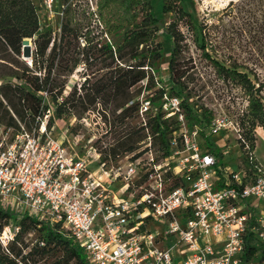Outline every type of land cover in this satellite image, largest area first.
Instances as JSON below:
<instances>
[{"label": "built area", "instance_id": "built-area-1", "mask_svg": "<svg viewBox=\"0 0 264 264\" xmlns=\"http://www.w3.org/2000/svg\"><path fill=\"white\" fill-rule=\"evenodd\" d=\"M56 2L42 0V6L52 14ZM59 32L60 22L52 31L53 40ZM161 100L164 118L179 123L166 157L152 145L147 131L135 151L115 159L107 155L102 160L96 150L94 162L78 156L47 131L49 110L31 132L22 126L4 128L0 209L17 219L26 215L58 225L83 250L88 264H244L249 222L254 221L264 243V212L254 204L264 202V166L255 150L249 151L239 123L223 112L215 110L204 127H190L179 99L163 95ZM135 102V120L145 127L150 97L142 93ZM246 107L245 100L241 116ZM79 122L86 124L85 118ZM228 128L235 132L245 166L238 172L220 165L202 146L201 132L205 138L214 137ZM115 184L120 185L116 190ZM14 204L16 210L11 211ZM18 231L10 220L0 232L5 254Z\"/></svg>", "mask_w": 264, "mask_h": 264}, {"label": "trees", "instance_id": "trees-1", "mask_svg": "<svg viewBox=\"0 0 264 264\" xmlns=\"http://www.w3.org/2000/svg\"><path fill=\"white\" fill-rule=\"evenodd\" d=\"M62 2L60 32L58 39L53 40L52 30L43 29L33 1L0 0V76L14 80V84H0V125L19 130L21 124L25 130H30L32 125L38 127L37 120L49 110L46 124L49 129L55 119L74 116L80 120L84 113L93 111L95 105L100 104L108 132L115 129L113 145L101 153L102 160L107 155L115 159L135 151L146 138V131L161 156L166 157L169 139L178 131L179 123L164 118L160 104L163 95L180 100L190 127L197 124L204 127L212 118L210 110L194 108L192 104L195 94L187 85L192 80L185 75L181 64L189 49L188 42H191L210 63L218 78L243 91L247 107L239 126L249 151L255 150V127L260 126L264 132V85L255 76L251 79L247 73L241 72L243 67L235 61L226 65L210 53L217 54L216 49H232L235 36H229L226 31L224 14L242 20L241 31L245 36L239 39L247 47L264 49V0H243L238 5L229 3L225 12L212 11L207 15L212 19L203 17L200 21L182 6L181 0H162L161 12L170 16V22L163 27H159L151 0H96L97 11L89 15L98 17L105 35L121 34L120 41L114 43H93L87 37L88 30L83 33L85 27L75 18L72 5L67 0ZM161 29L171 40L165 69L168 88L160 85L150 97L152 110L147 114L146 126L132 127L138 111L135 100L140 94V88L135 87L145 82V89L150 90L158 83L151 71L163 55L162 45L157 41ZM24 40H31L33 45L30 64L18 61ZM78 67L90 73L98 68L99 73L84 72L79 87L73 85L64 95L67 80ZM45 98L52 107L44 103ZM130 101H133L131 105L128 104ZM200 135L204 138L202 146L224 166L222 154L210 137L205 138L202 132ZM254 164L256 161L252 164L251 174ZM10 220L19 226V231L11 241L9 254L0 251V264H28L33 258L56 252L60 253V258L53 264H88L83 250L58 225L50 226L26 215L16 219L13 213L0 209V232ZM254 228V221L249 222L244 235V264L264 262V243L258 239ZM31 231L37 233L38 241L28 247L24 236Z\"/></svg>", "mask_w": 264, "mask_h": 264}, {"label": "rangeland", "instance_id": "rangeland-1", "mask_svg": "<svg viewBox=\"0 0 264 264\" xmlns=\"http://www.w3.org/2000/svg\"><path fill=\"white\" fill-rule=\"evenodd\" d=\"M151 1L153 12L159 19V27L165 26L170 22V16L161 12L162 0ZM242 1L243 0H181L182 6L191 13L197 21H200L203 17L212 19L207 17L208 13L212 11L218 13L225 12L229 3L238 5L241 4ZM33 3L43 29H51L53 31L62 18V0H57L52 14L44 9L42 0H33ZM67 3L71 4L74 8L75 18L85 27L83 33L88 30L87 37L93 40V43L97 41H109L111 43L120 41L121 34H116L115 36L105 35V29L102 24L99 23L98 17L89 15V13L95 14L97 11L95 5L96 0H67ZM222 18L226 31L229 36H235V40L232 42V49H216L217 54L210 53L211 56L215 57L220 63L224 62L226 65L229 64V61H235L243 67L240 69L241 72L247 73L251 79L255 76L259 83L264 85V49H256L255 46L247 47L245 43L239 39L245 36L241 31V19H231L226 14L222 15ZM252 34L254 35V33ZM256 35L261 36L259 33ZM157 41L162 45L163 55L161 60L155 64L151 74L155 75L154 79L158 83L154 89L150 90L145 89L144 84H139L135 87V89L140 88V94L143 93L144 97L148 98L154 95V91L160 88V85L168 88L165 69L168 62L171 40L167 35L163 34L161 29L157 34ZM81 42L83 41L80 40V43ZM22 43L23 45L20 50L21 54L18 61L19 63L30 64L31 54L33 52L32 42L31 40H24ZM188 48L181 64L183 65L185 75L189 76V79L192 80V83H188L187 85L195 94L192 100L194 108L198 106L206 108L212 113H214L215 110L223 112L227 119L239 123L241 113L245 107L246 97L243 91L232 83L218 78L210 63L201 56V52L197 50L191 42H188ZM8 65L11 64L8 63ZM12 65L14 66V64ZM84 72L92 75H97L99 73L98 68L93 69L90 73L89 71H85L82 67H78L68 78L64 89V95L70 92L73 85L79 87V84L83 81L82 75ZM6 82L14 84L13 79L0 76V84ZM262 95L264 96V88ZM44 103L52 107L48 98L44 99ZM160 104H162V100ZM102 115V107L100 104H97L93 111L83 114L82 118H85L86 124L84 122L80 123V120L76 119L74 116H66L61 120L55 119L53 125L49 129L47 128V131L51 133L54 139L65 141V145L70 152L76 153L78 156L88 158L94 162L93 150L101 153L106 151L110 145H113V136L115 134V132H113V130H115L114 128L108 132L109 127L104 122ZM106 117L107 121H109L110 116L107 115ZM20 126L22 125L19 124V127ZM131 126L136 128L139 127L136 120H132ZM4 128L7 127L0 125V136L5 134ZM244 128L247 129V126ZM33 129H35L34 125H32L30 130L26 129V131L31 132ZM105 131H107L106 134ZM253 134L256 140L255 156L257 161L264 166V132L261 127L257 125ZM235 136L234 130L228 128L224 133H221L220 136L210 137L218 151L222 154V163L232 172H238L244 168L243 158L236 145ZM152 145H154L153 140ZM91 168H94V166ZM119 186V184H115L112 188L116 190ZM258 203L261 205V210L264 212V202L254 201V204ZM13 210H16L15 204L11 205V211ZM37 241L38 238L35 231H31L24 236V243L28 245V247L36 244ZM10 244L11 242L7 243V249ZM0 251L5 253L1 245ZM27 251L28 248L24 250V253ZM59 258L60 253L56 252L55 254L33 258L28 264H53Z\"/></svg>", "mask_w": 264, "mask_h": 264}]
</instances>
